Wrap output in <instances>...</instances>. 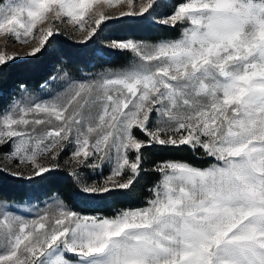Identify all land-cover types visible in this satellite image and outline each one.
<instances>
[{
	"label": "snow or ice",
	"instance_id": "6c2138e0",
	"mask_svg": "<svg viewBox=\"0 0 264 264\" xmlns=\"http://www.w3.org/2000/svg\"><path fill=\"white\" fill-rule=\"evenodd\" d=\"M121 2L0 6V36L36 39L29 55L64 23L78 31L88 25L83 42L123 17L147 14L163 27L182 26L175 39L114 40L109 47L133 54L129 68L70 83L48 100L26 93L0 112V150L8 149L2 159L29 167L32 179L60 168L58 157L71 149L63 163L91 196L130 191L155 147L215 163L153 164L160 180L146 206L112 217L84 215L59 200L32 219L0 207V264H264V0H184L170 14H161L169 0H136L135 10L127 0L116 17L93 11ZM15 58L0 52V66ZM104 166L111 171L100 183L77 171ZM5 170L24 175L0 164Z\"/></svg>",
	"mask_w": 264,
	"mask_h": 264
},
{
	"label": "trees",
	"instance_id": "16d2710c",
	"mask_svg": "<svg viewBox=\"0 0 264 264\" xmlns=\"http://www.w3.org/2000/svg\"><path fill=\"white\" fill-rule=\"evenodd\" d=\"M181 2L184 0H169L168 8L161 9V14H170L173 6ZM153 18L146 14L144 17L110 20L87 42H78L60 33L54 34L40 53L8 61L0 66V112L9 107L22 88L38 89L59 70L82 77L105 67L129 63L133 54L108 48L105 44L107 40L136 38L156 41L181 35L182 26L178 25L175 29L163 27L153 23ZM138 135L144 138L142 134ZM145 159L144 167L149 170L141 173L138 183L130 191L115 190L103 196L84 194L77 179L61 166L32 179L13 176L7 170L0 172V198L8 201H41L56 194L71 210L81 214L111 216L120 210L143 207L152 198L149 189L160 180V175L150 170L153 164L163 160H182L204 168L215 163L202 155L197 159L187 149L163 147L147 150Z\"/></svg>",
	"mask_w": 264,
	"mask_h": 264
},
{
	"label": "rangeland",
	"instance_id": "374dc122",
	"mask_svg": "<svg viewBox=\"0 0 264 264\" xmlns=\"http://www.w3.org/2000/svg\"><path fill=\"white\" fill-rule=\"evenodd\" d=\"M8 0H0V6L6 5ZM141 2H147V0H141ZM136 8V0H133V9L135 10ZM96 9H99L100 11L104 12L105 15H112L114 17L118 16L121 11H127L128 10V5H127V0H122L120 4H117L111 8H109L106 4H98L94 5L93 11L95 12ZM124 18V17H123ZM158 18V17H156ZM66 20V18H63ZM87 19V17H86ZM114 20V19H112ZM91 22H89L90 24ZM42 27V26H38ZM77 27L75 24H68L64 23L60 25V34H63L67 36L68 38L78 41V42H83L88 31V25H86L84 31H78ZM34 35H35V30H34ZM180 37V36H179ZM178 38V37H177ZM163 39H169V38H160L156 41H148V40H140L136 38H125V39H117L116 41H121V40H134V41H144L147 43H155ZM175 39V38H171ZM114 40H107L105 41V44L107 45L108 48L111 42ZM38 46V41L36 39H32L31 42L29 43H20L15 41L13 38L10 36H0V52L5 54V56H15V59H20V58H25L30 56L29 53L32 51L33 48ZM112 49V48H111ZM14 60V59H13ZM133 60V56L130 59L129 63L123 65V66H118V67H105L103 69L97 70L95 72H90L87 73L86 75L82 77H75L67 73L65 70H59L54 76H52L46 83L43 84L42 87L38 89H28V88H22L19 93L15 96L13 99L12 105L15 101L22 99L25 94L27 93L28 95L32 96L34 99L37 100H48L52 98L53 96L63 92L70 83H78V82H90L93 80H98L101 77L108 76L113 73L120 72L122 70H125L131 66V62ZM9 105V107H10ZM8 107V108H9ZM7 108V109H8ZM6 109V110H7ZM71 149L66 150L64 153L61 154L60 157H58V162L60 165L66 169H68L72 173V168L64 165V161L69 159L68 152ZM8 149H2L0 150V164L3 165L5 169H11L12 172H23V176H30L32 174V170L29 167H26L24 165H21L19 168L14 166V161L9 163L7 160H3V153L7 152ZM51 163V162H49ZM209 167V166H207ZM206 168V167H204ZM77 171L80 172L81 177L87 181L88 183H92L93 181L100 183L106 178L110 171L111 168L109 166H104L102 169H77ZM9 172V171H8ZM76 178V177H75ZM63 201L62 198H60L57 195H53L52 197L46 198L43 201L39 202H32V201H24V202H9L5 201L3 199H0V207L6 206L7 210L12 212L15 215H20L26 219H32L36 218L39 215H42L45 211H49V205H52L55 207L56 201ZM63 204L70 209L63 201ZM146 206V205H145ZM143 206V207H145ZM143 207H138V208H128V209H139ZM126 210V209H124ZM84 215H90V216H103V217H112L111 216H104V215H94V214H84Z\"/></svg>",
	"mask_w": 264,
	"mask_h": 264
},
{
	"label": "crops",
	"instance_id": "0c3cea01",
	"mask_svg": "<svg viewBox=\"0 0 264 264\" xmlns=\"http://www.w3.org/2000/svg\"><path fill=\"white\" fill-rule=\"evenodd\" d=\"M53 195L49 196V197H52ZM47 197V198H49ZM46 199V198H45ZM4 200V199H3ZM44 200V199H43ZM41 200V201H43ZM5 201H8V200H5ZM24 201H32V202H39V201H33V200H24ZM24 201H9V202H24Z\"/></svg>",
	"mask_w": 264,
	"mask_h": 264
}]
</instances>
